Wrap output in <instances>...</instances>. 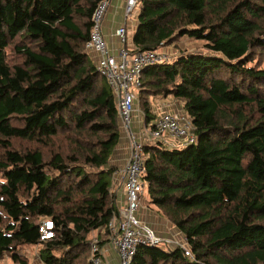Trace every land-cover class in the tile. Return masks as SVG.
Instances as JSON below:
<instances>
[{
  "label": "trees",
  "instance_id": "16d2710c",
  "mask_svg": "<svg viewBox=\"0 0 264 264\" xmlns=\"http://www.w3.org/2000/svg\"><path fill=\"white\" fill-rule=\"evenodd\" d=\"M98 1L0 0V257L15 264L24 245L42 264H90L117 216L116 102L83 46ZM183 36L203 50L144 66L137 105L147 123L148 97L171 96L190 123L191 143L141 146L144 203L190 256L139 245L131 264H264V0L140 1L133 50Z\"/></svg>",
  "mask_w": 264,
  "mask_h": 264
},
{
  "label": "built area",
  "instance_id": "2783aa9c",
  "mask_svg": "<svg viewBox=\"0 0 264 264\" xmlns=\"http://www.w3.org/2000/svg\"><path fill=\"white\" fill-rule=\"evenodd\" d=\"M141 0H124L123 14L130 16ZM107 0L96 3L90 15V26L84 41V50L97 55L94 62L96 71L104 78L114 95L120 125L127 132L129 154L124 168L122 189L124 203L118 208L117 216L108 223L109 233L106 234L115 249L116 262L105 261L101 256L97 242L100 238L91 237L89 241L90 264H131L132 257L139 245L159 247H179L185 256H190L189 249L182 241L170 236L158 235L154 230L138 219L137 208L141 204L142 191L145 184L141 180L143 172L142 139L132 130L130 122L134 110V100L141 85L140 73L144 66L167 60L164 51L133 50L119 47L117 54H108L101 32V23L106 9ZM115 34L121 44L125 39L123 25L115 29ZM146 130V129H145ZM191 126L187 118L181 114L164 111L160 113L153 126L146 130L148 140H160L166 147H177L194 141ZM162 134L166 136L162 137ZM40 239L51 236V222L43 220L38 228Z\"/></svg>",
  "mask_w": 264,
  "mask_h": 264
},
{
  "label": "crops",
  "instance_id": "0c3cea01",
  "mask_svg": "<svg viewBox=\"0 0 264 264\" xmlns=\"http://www.w3.org/2000/svg\"><path fill=\"white\" fill-rule=\"evenodd\" d=\"M123 3H124V0H107L106 9H105L104 16H103L102 23H101V32H102V35H103V38L106 44V50L108 54L116 55L117 50L121 46H124L128 49H134V45L131 42V36H132L133 30L136 24V18L133 21L132 19L128 17L127 18L124 17ZM121 25L125 27V39H124L123 44L120 43V41L118 40V37L115 34V29ZM127 38H129V42H127ZM86 53L88 54V57L92 65H94L97 55L93 52H86ZM166 97H162V99ZM155 98L161 99V97H156V96H149L147 99L150 105V108H151V113L154 115V118L148 120L147 123H144V117L137 105V93H136V97L134 100L136 103H134L135 106L132 112V118H131L129 127H130V130L135 132L140 138L142 136V138L144 139L143 134L146 133V130L148 131V129H150L153 126V124L155 123L156 117L160 113L164 111H169V112L178 113L184 116L181 110V103L177 99L174 98L170 102H162L159 100L158 103L152 104V99L154 101ZM140 116L142 117L141 121L139 120ZM128 154H129V140H128L127 132H126V129L122 125H119L118 142L115 145L110 155V158H109V164L115 167V171L113 172L112 179H111V190L113 191L115 195V201H116L117 208L121 207L124 203L122 179H123L124 168H125V165L128 159ZM153 214L154 213L148 210L143 212V208L141 204H140V208L136 212V216L138 217V219H140L145 224H147L149 227H151L154 230V232H156L158 235L170 236V237L172 236L177 239L180 236H182L174 227H172V225L170 224L168 220H166L165 218L158 217L157 215L155 214L153 215ZM99 238L100 240H102L100 244V251H101L102 258L105 261L116 262L117 258L115 254V249L113 248L108 237L104 235Z\"/></svg>",
  "mask_w": 264,
  "mask_h": 264
},
{
  "label": "rangeland",
  "instance_id": "374dc122",
  "mask_svg": "<svg viewBox=\"0 0 264 264\" xmlns=\"http://www.w3.org/2000/svg\"><path fill=\"white\" fill-rule=\"evenodd\" d=\"M139 10V5H136L134 7V11L133 13L128 16V18L132 19L134 21V19L136 18L137 15V11ZM127 42H129V38H127ZM203 40L201 39H192V38H187V37H181L179 40H176L168 45H162L159 46L158 48L162 51H164L167 55V58L170 60L172 57H174V55L177 53V49L181 48L183 51H189V52H193V51H202L203 47ZM8 50V49H7ZM8 59L10 61L12 60H16L17 57L14 55L9 54L8 55ZM158 98H155L154 101L152 99V104H156L158 103V101H162V102H170L171 100H173L174 98L171 96H167L166 98L161 97V99L159 98L158 100H156ZM134 103H136L134 101ZM133 103V105H134ZM135 106V105H134ZM169 112V111H168ZM141 115V114H139ZM141 116H140V121H141ZM157 118V117H156ZM144 139L141 136V139L143 141H147V134L144 133ZM166 136L165 134H162V137ZM155 139L149 140V141H154ZM26 144L24 143H19V147L24 148ZM146 199V194H145V188L142 191V198H141V205L143 208V212H145L146 210L151 211L152 213L155 214V212L153 210H149L148 207H146V203L145 202ZM140 208V206L137 208ZM153 214V215H154ZM156 215V214H155ZM159 217V216H158ZM151 226V225H150ZM153 227V226H152ZM173 227V226H172ZM181 235V234H180ZM95 235H92V237ZM177 239V238H176ZM179 241H182L183 244L185 245V241L184 238L182 236H180L178 238ZM36 246H32V245H24L20 250H18L22 255H24L27 258V264H42L39 259L37 258V254H36ZM0 264H15L11 261V259L9 258L8 254H4L0 257Z\"/></svg>",
  "mask_w": 264,
  "mask_h": 264
}]
</instances>
